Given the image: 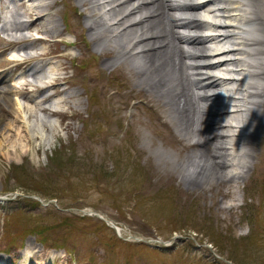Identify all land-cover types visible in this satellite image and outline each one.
Listing matches in <instances>:
<instances>
[{
    "label": "rangeland",
    "instance_id": "obj_1",
    "mask_svg": "<svg viewBox=\"0 0 264 264\" xmlns=\"http://www.w3.org/2000/svg\"><path fill=\"white\" fill-rule=\"evenodd\" d=\"M25 1L0 0V264H234L212 242L206 225L225 240L244 237L251 244L256 235L259 249L250 263L263 264L264 131L254 138L255 147H248L254 156L247 167L229 168L242 178L197 179L179 160L201 148L179 141L163 105L162 99H170L150 94L156 76L144 64L147 58L118 59L124 52L120 45L131 35L113 38L109 32L114 43L101 41L108 29L87 18L89 5L50 0L57 32L45 33L42 20L26 26L28 38L10 44L2 28L35 17L26 10L31 1ZM14 9L23 13L18 20ZM94 23L96 30H90ZM27 43L28 53H47L16 67L9 58L26 56L20 48ZM52 64L60 70L48 78L59 85L46 91L45 100L43 91L35 92L40 105L11 131L10 94L4 98L2 90L33 82L30 68ZM172 77L166 78L170 88ZM68 91L78 94L66 97ZM23 97L22 105H33ZM61 98L66 101L60 106ZM256 114L250 112L247 120L264 125ZM249 128L256 136L262 130L258 124ZM162 193L171 197L161 199ZM27 242H32L28 248Z\"/></svg>",
    "mask_w": 264,
    "mask_h": 264
},
{
    "label": "bare ground",
    "instance_id": "obj_2",
    "mask_svg": "<svg viewBox=\"0 0 264 264\" xmlns=\"http://www.w3.org/2000/svg\"><path fill=\"white\" fill-rule=\"evenodd\" d=\"M33 1L38 2V6L26 9L29 15L35 14L29 23L21 21L19 26L2 28L11 39L10 44L28 38L23 32L26 26L30 27L42 20L47 22L45 33L57 32V23L48 13L54 3L50 0ZM78 1L83 7L89 5V10L85 13L87 18L98 19L108 29L106 37H101V41L114 43L115 36L131 35L128 41L120 45L124 52H119V60L126 56L134 59L143 56L147 58L144 64L156 76V79H150L153 82L150 94L158 93L160 97L162 92L170 99H162V102L168 106L171 122L179 133V141L187 148H201L198 153L192 152L184 160L178 159L187 163H182V170H185L184 167H192V174L201 181L209 177H217L222 182L242 178V175L237 176L238 172L229 168L247 167V158L254 156L249 148L255 147L254 138L262 136L264 131V125L259 120H247L250 112L255 110L258 113L256 115L264 119V38L261 37L264 35V0H246L247 3L243 0ZM201 10L204 13H201L202 20H199L196 16ZM13 11L14 16L23 14L17 9ZM112 27L116 30L112 31ZM90 30H96L95 23L90 26ZM109 32L112 37L115 35L112 40ZM30 44L23 45L20 51H29ZM27 51L26 56L9 58V62L15 66L23 65L47 53L41 51L30 54ZM40 67L35 65L30 68L33 72L29 77L33 82L22 81L18 86L8 85L1 92L3 95L7 92L10 94L7 101L12 109L8 123L11 131H14L17 123L27 122L25 112H33L40 105V101L38 103L34 99L35 92L43 91L42 100H45L50 96L46 95V91L59 85L55 77L48 78L49 74L57 73L58 64H52L49 71ZM167 67L170 71H167ZM152 72L150 71L151 74ZM172 74L175 76L172 77ZM167 77L173 78L174 85L171 88L167 85ZM219 89H224L225 92L221 93ZM30 92H33L31 96L28 95ZM77 94L75 91H68L66 97ZM23 96L33 105H22L19 97ZM60 101L66 100L61 98ZM257 124L262 130L256 136L249 126L256 127ZM23 126V131H26L29 125L24 123ZM243 149H248V152H243ZM28 241L34 242L33 238ZM32 242H27L26 248Z\"/></svg>",
    "mask_w": 264,
    "mask_h": 264
},
{
    "label": "trees",
    "instance_id": "obj_3",
    "mask_svg": "<svg viewBox=\"0 0 264 264\" xmlns=\"http://www.w3.org/2000/svg\"><path fill=\"white\" fill-rule=\"evenodd\" d=\"M171 197L169 194H160L161 199H166ZM247 220L252 223L253 219L250 216ZM208 228L209 234L212 235V242H215V246H217L220 251L227 252L229 260H231L234 264H251L253 258L257 257L256 251L259 249V241L256 235L253 236V240L250 243L246 242L247 238L236 239L234 237L227 238V240L223 239L222 235L216 234L210 226L206 225ZM242 241V242H240ZM217 248V250H218ZM256 261V260H255ZM254 261V262H255ZM197 262V264H199ZM264 264V261H263Z\"/></svg>",
    "mask_w": 264,
    "mask_h": 264
}]
</instances>
